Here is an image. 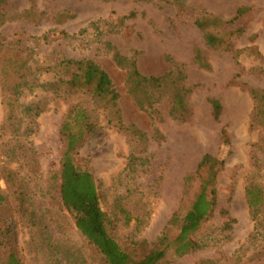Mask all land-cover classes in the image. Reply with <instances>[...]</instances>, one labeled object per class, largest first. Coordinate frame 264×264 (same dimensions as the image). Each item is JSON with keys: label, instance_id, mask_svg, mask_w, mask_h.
Segmentation results:
<instances>
[{"label": "rangeland", "instance_id": "rangeland-1", "mask_svg": "<svg viewBox=\"0 0 264 264\" xmlns=\"http://www.w3.org/2000/svg\"><path fill=\"white\" fill-rule=\"evenodd\" d=\"M206 17L217 22L207 31L226 42L221 48L196 26ZM116 53L145 77L181 67L189 120L171 115L170 94L141 110ZM68 60L108 73L126 129L105 103L67 88ZM252 89L264 91V0H0V176L9 201L0 227L14 226L22 264H105L60 198L61 125L74 106L97 125L76 159L95 177L123 247L156 242L167 229L175 237L169 222L185 216L200 189L186 180L211 155L225 169L216 211L194 237L200 248L182 258L171 251L162 264H264V216L253 219L246 197L254 175L264 186V153L253 149L264 143V122L254 118ZM212 100L222 106L219 121ZM3 252L0 245V264Z\"/></svg>", "mask_w": 264, "mask_h": 264}, {"label": "trees", "instance_id": "trees-1", "mask_svg": "<svg viewBox=\"0 0 264 264\" xmlns=\"http://www.w3.org/2000/svg\"><path fill=\"white\" fill-rule=\"evenodd\" d=\"M247 11L248 9L245 8L240 9L230 23L237 21ZM212 22L217 23L206 17L205 20L196 21V26L205 32L208 45L218 49L226 42L207 31V27L209 24L212 25ZM115 62L119 67L128 70V92L141 110L153 111L160 97L170 94L172 96L171 115L181 122L189 120L191 116L188 104L190 90L182 85L186 80V75L181 67L161 77H145L139 72L135 62L128 61L119 53L115 54ZM62 67L70 75V79L65 82L68 89L88 93L94 99L105 103V106L112 110L113 120L121 129H126L122 124L118 106L119 94L106 71L91 60H68L62 64ZM251 94L256 103L254 118L264 122V91L252 89ZM212 106L214 118L219 121L222 106L216 100H212ZM96 128L97 125L90 111L81 106L70 108L61 125L64 151L60 163V198L80 234L99 253L105 264H162L171 251L176 258H182L197 251L200 246L194 237L216 211L218 206L217 184L220 174L225 169V161L205 155L194 176L187 178L188 187L196 178L200 182V189L185 216L182 218L174 216L169 222V228L178 229L173 239L167 229L156 242L142 241L136 243L132 249H128L112 235L110 221L102 208L95 177L76 159L77 153L85 146ZM133 133L141 135L137 130ZM223 136H226L225 131H223ZM260 144L253 147L255 153L261 149L264 153V143ZM254 162V166L258 169V159L254 158ZM252 178L255 179L247 187L246 197L252 217L258 221L261 216H264V186L258 184L255 175ZM22 195L23 193H20L19 197ZM22 200H24L23 197ZM8 202V195L1 185L0 176V210L6 207ZM3 220L0 218V224ZM15 242L14 226L10 224L7 232L0 227V245L4 251L2 255L6 258L4 264H22Z\"/></svg>", "mask_w": 264, "mask_h": 264}]
</instances>
